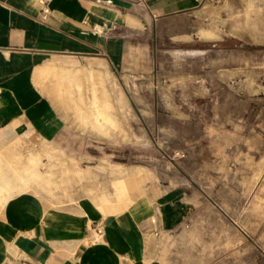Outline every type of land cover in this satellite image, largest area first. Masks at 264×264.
Instances as JSON below:
<instances>
[{
    "label": "crops",
    "instance_id": "0c3cea01",
    "mask_svg": "<svg viewBox=\"0 0 264 264\" xmlns=\"http://www.w3.org/2000/svg\"><path fill=\"white\" fill-rule=\"evenodd\" d=\"M44 1L50 11L45 20L39 0H0V264H183L185 252L194 254L191 233L202 221L203 189L195 179L208 177L203 168H186V152L175 182L157 176L131 205L123 183L116 185L117 201L120 176L110 169L103 190L77 182L60 191L66 199L56 200L42 196L35 178L26 181L25 168L43 144L57 155L119 164L104 147H94L99 156L75 148V128L64 114L88 111L73 105L62 110L54 100L70 97L75 81L99 83L108 73L113 97L120 99L122 84L133 79L155 84L162 75H178L187 85L179 113L199 110L190 103L199 90L205 96L194 99L206 98L205 108L211 102L218 114L217 86L235 75L250 81L249 47L235 51V38L210 23L217 0ZM92 104L96 123H107L106 114L112 118L108 101L97 97ZM118 110L132 112L128 105ZM245 145L248 156V138ZM92 167L78 171L83 180Z\"/></svg>",
    "mask_w": 264,
    "mask_h": 264
},
{
    "label": "rangeland",
    "instance_id": "374dc122",
    "mask_svg": "<svg viewBox=\"0 0 264 264\" xmlns=\"http://www.w3.org/2000/svg\"><path fill=\"white\" fill-rule=\"evenodd\" d=\"M209 19L219 33L235 38V51L249 47L251 53L249 82L243 83L235 75L227 85L217 86L218 114L211 110V102L205 108L206 98L194 99L205 96L199 90L190 101L199 110L179 113L177 107L183 105L180 97L187 85L178 75H162L155 84L143 78L137 84L133 79L122 84L120 99L113 97L108 73L99 75V83L92 78L87 83L75 81L70 97L54 99L62 110L73 105L88 111L64 114L75 128L79 141L75 148L83 145L99 156L94 147H104L106 152H115L120 165L99 157L77 158L74 152L57 155L55 148L43 144L40 153L31 156V167L25 168L26 181L35 178L41 183L43 197L61 200L68 195L60 191L77 182H94L99 186L95 191L103 190L101 182L110 169L112 176H120L115 184L117 201L116 185L123 183L131 205L144 194V185L160 180L157 176L165 179L169 175L170 182H175L186 152V168L192 173L203 168L208 177L195 179L203 189L202 221L191 233L194 254L185 252L183 264H264V67L258 68L264 62V0H217ZM97 97L110 104L111 122L96 123L92 102ZM119 105L122 109L131 106L132 112H119ZM147 109L154 113L143 112ZM200 121L214 126L200 129L194 125ZM87 165H94L90 168L93 174L83 180L78 171Z\"/></svg>",
    "mask_w": 264,
    "mask_h": 264
},
{
    "label": "built area",
    "instance_id": "2783aa9c",
    "mask_svg": "<svg viewBox=\"0 0 264 264\" xmlns=\"http://www.w3.org/2000/svg\"><path fill=\"white\" fill-rule=\"evenodd\" d=\"M39 3L41 4V15L42 19L45 20L49 15V8L47 3L44 0H39ZM98 234H101L100 231H97Z\"/></svg>",
    "mask_w": 264,
    "mask_h": 264
},
{
    "label": "bare ground",
    "instance_id": "6f19581e",
    "mask_svg": "<svg viewBox=\"0 0 264 264\" xmlns=\"http://www.w3.org/2000/svg\"><path fill=\"white\" fill-rule=\"evenodd\" d=\"M106 120H107V122H111V117L109 114H106Z\"/></svg>",
    "mask_w": 264,
    "mask_h": 264
}]
</instances>
